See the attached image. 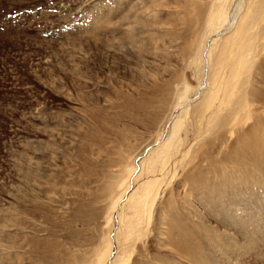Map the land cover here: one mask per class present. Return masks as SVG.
<instances>
[{
  "label": "rangeland",
  "instance_id": "374dc122",
  "mask_svg": "<svg viewBox=\"0 0 264 264\" xmlns=\"http://www.w3.org/2000/svg\"><path fill=\"white\" fill-rule=\"evenodd\" d=\"M213 2L0 0V264L94 262L111 230L107 264L123 245V264H264V16L248 64L234 76L226 52L212 73ZM143 160L158 193L117 247L140 184L108 226L105 186Z\"/></svg>",
  "mask_w": 264,
  "mask_h": 264
},
{
  "label": "bare ground",
  "instance_id": "6f19581e",
  "mask_svg": "<svg viewBox=\"0 0 264 264\" xmlns=\"http://www.w3.org/2000/svg\"><path fill=\"white\" fill-rule=\"evenodd\" d=\"M213 1H214L213 9L211 10V12L209 11L210 14H209V18L206 23L208 29L213 32V34H211L210 32V34L213 35L210 39L212 40V43H210V45L208 46L207 52L205 50L206 57L210 65L209 66L211 70L210 72L213 73V71L216 70V66L219 67L223 64V60L226 55V52H231L232 60H231V63L226 66V68L232 67V74L236 76L239 73L241 67L245 66V64H248L249 62V57L252 52L251 51L252 46L254 44V42H252L253 38H251V35H252L251 27H255V26H251L250 24H253V22L251 21L255 17L259 16V18H261L260 15L264 16L263 15L264 14V0H246V2L243 3L242 5L239 4L241 5V8L239 9L237 13L238 16H235L232 18H230L229 11L235 5L234 3L236 2V0H213ZM255 20L257 19L255 18ZM215 36H220L221 38L222 37L224 38V44L222 42L223 39L220 43V44H223V46L221 48L219 47L220 52H221L219 55H216L215 53L217 50V45H216L217 40L214 39ZM224 49H230V50H224ZM219 80L220 78H218L216 82H219ZM204 96L205 97L203 98V100L199 103L200 110H206V109L208 110L214 106V103L217 100L216 99L217 97L216 87L208 86V88H206V93ZM220 104L222 106H225V103L220 102ZM182 125L183 123L181 120H177L173 124L174 134H177L179 132ZM172 141H173V138L171 137H168L166 140H164L163 144H160V146L157 148V151L151 154L148 161L151 164H154V160L156 158L157 159L159 158L155 155L160 152L166 154L167 157H169L173 153L172 150L174 146L172 145ZM158 162L159 160H157V163ZM145 164H148V162L146 163L145 160H143L141 163L140 173L138 174L136 178L132 179L133 174L136 173V167H135V164L133 163V166L131 167V169H129V171H127V168L124 169L123 171L118 173L119 175L117 177H114L105 186L106 195L109 198L108 199L109 203L106 208V217H105L107 226L111 224V222L113 221V214L118 210L120 203L124 200L125 196L131 189V184L133 186L136 184L139 185L142 179L145 178L153 169V167L150 169L144 168ZM151 166H154V165H151ZM155 184L157 185V182H154V181H147L144 184H140L137 189L135 188L136 190H133V192H131V194L128 196V199L125 200L127 201L126 204L124 203L123 207L120 208V209L123 208V211H124V209L129 207L130 215L121 213L120 219H118L120 221L119 223L120 227L116 230V233L113 236L115 239V242L118 245L117 247H121L120 245L123 242L124 244L128 242V244H126L128 246L130 245L131 240H133L132 241L133 243L134 240H137L140 237L141 232H139V230L142 226H144L145 222L147 221L149 222V219H146L147 212L151 209L152 203L154 202L155 197L158 193V192L155 193L153 200H152L150 193L155 189ZM151 201L152 203L150 204ZM111 229H113V227H111ZM108 230L109 228H107V231ZM109 232L111 235L112 230L108 231V234ZM106 234L107 233H105V236ZM108 234H107L108 238L106 237L107 239L103 240L105 242H103L102 244L104 243L105 244H104V248L102 249V251L94 255V257L96 258L94 262H93L94 260L93 258L92 262H89L87 264H107L109 260L111 261L113 241L110 239L111 236L109 237ZM123 246L124 248H122ZM123 246L120 249V251L122 250L121 251L122 253H118V252L115 253L117 255L112 260L111 262L112 264H123L126 262V261L124 262L126 257L124 255L123 249L125 250L127 247L125 245ZM128 249L126 250L127 254L131 253L128 251ZM130 249L132 248L130 247ZM117 250L119 251V249ZM129 257L130 256L128 255L126 260ZM130 259L131 258H129L128 260Z\"/></svg>",
  "mask_w": 264,
  "mask_h": 264
}]
</instances>
